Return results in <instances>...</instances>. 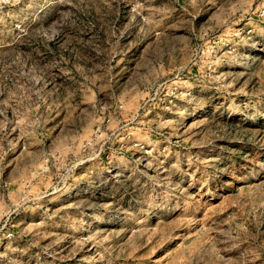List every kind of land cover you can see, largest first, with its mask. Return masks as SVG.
Returning <instances> with one entry per match:
<instances>
[{
  "label": "rangeland",
  "instance_id": "rangeland-1",
  "mask_svg": "<svg viewBox=\"0 0 264 264\" xmlns=\"http://www.w3.org/2000/svg\"><path fill=\"white\" fill-rule=\"evenodd\" d=\"M0 264H264V0H0Z\"/></svg>",
  "mask_w": 264,
  "mask_h": 264
}]
</instances>
